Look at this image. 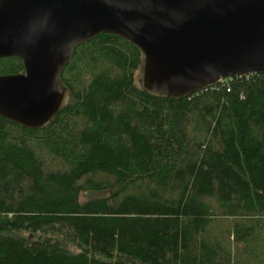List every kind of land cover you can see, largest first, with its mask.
Wrapping results in <instances>:
<instances>
[{
  "label": "trees",
  "instance_id": "16d2710c",
  "mask_svg": "<svg viewBox=\"0 0 264 264\" xmlns=\"http://www.w3.org/2000/svg\"><path fill=\"white\" fill-rule=\"evenodd\" d=\"M142 67L101 34L62 70L49 124L0 118V264H264V74L172 100Z\"/></svg>",
  "mask_w": 264,
  "mask_h": 264
},
{
  "label": "water",
  "instance_id": "95a60500",
  "mask_svg": "<svg viewBox=\"0 0 264 264\" xmlns=\"http://www.w3.org/2000/svg\"><path fill=\"white\" fill-rule=\"evenodd\" d=\"M117 36L143 57L149 95L181 99L233 77L264 74V0H0V118L42 129L69 92L60 74L79 45Z\"/></svg>",
  "mask_w": 264,
  "mask_h": 264
}]
</instances>
